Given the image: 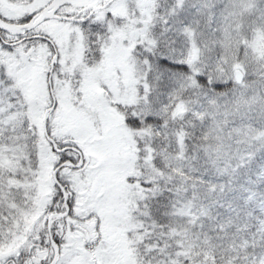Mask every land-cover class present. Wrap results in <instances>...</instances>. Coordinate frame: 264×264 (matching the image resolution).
<instances>
[{
  "label": "snow or ice",
  "instance_id": "1",
  "mask_svg": "<svg viewBox=\"0 0 264 264\" xmlns=\"http://www.w3.org/2000/svg\"><path fill=\"white\" fill-rule=\"evenodd\" d=\"M0 264H264V0H0Z\"/></svg>",
  "mask_w": 264,
  "mask_h": 264
}]
</instances>
